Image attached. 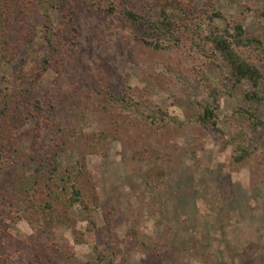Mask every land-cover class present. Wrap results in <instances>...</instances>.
Returning <instances> with one entry per match:
<instances>
[{
  "label": "rangeland",
  "instance_id": "rangeland-1",
  "mask_svg": "<svg viewBox=\"0 0 264 264\" xmlns=\"http://www.w3.org/2000/svg\"><path fill=\"white\" fill-rule=\"evenodd\" d=\"M192 2L170 36L106 10L146 12L154 0H61L49 13L37 0H9L6 56L0 46V264H264V89L247 98L257 89L248 79L232 83L207 39L214 26L242 22L263 42L245 55L264 71V0ZM214 12L222 17L210 22ZM46 22L60 31L57 51ZM126 86L132 96L121 101ZM211 87L223 92L220 131L198 121ZM61 125L84 137L61 149ZM233 137L253 152L238 167ZM55 150L62 169L83 157L99 200L95 228L78 203L66 222L36 210L47 178L36 196L15 189L13 154L44 163V174ZM109 223L117 251L107 245Z\"/></svg>",
  "mask_w": 264,
  "mask_h": 264
},
{
  "label": "trees",
  "instance_id": "trees-1",
  "mask_svg": "<svg viewBox=\"0 0 264 264\" xmlns=\"http://www.w3.org/2000/svg\"><path fill=\"white\" fill-rule=\"evenodd\" d=\"M60 1L61 0H37V3L40 6H45L49 13L51 9L57 8ZM8 2L9 0H0V15L2 16L0 19V46L3 48L4 56L7 54V47L11 38L10 33L4 29L8 22L3 20V16L10 14V7L7 6ZM154 4L156 5L148 7L146 12H150L149 14L126 6L121 7L113 4H111V7H107L106 10L108 13L118 12L124 20L130 22L133 26L138 27L142 24H148V26L154 28L158 34L169 33L170 36H173V31L175 32L181 28L182 23L185 24V21L189 19V13L194 11L192 0H154ZM47 15L50 17V14ZM218 17H222L221 13L214 12L210 17V22H213L214 19ZM70 20L72 23L74 22L73 16L70 17ZM44 28L45 39L50 48L56 49L58 47L57 36L60 31L58 29L56 30L51 22H46ZM13 35L15 36V34ZM207 39L214 45L215 51L218 52L223 60L231 67L229 80L234 84H240L242 81L248 79L257 90L247 95V98H257V100H259L262 96L259 94L258 90L264 89V71L253 62L249 56H246L245 52L262 48L263 42L261 38L248 35L243 23L239 21L234 23L233 28H230V26L224 28L214 26L208 34ZM147 43L154 44L156 47L162 46L159 41L153 43L147 40ZM57 50L58 48L55 51ZM48 63L49 61L45 59L43 68L40 69V72L47 69ZM124 90L123 98L120 99L121 101L132 96L133 90L130 86H126ZM227 90L230 91L228 86ZM106 92L110 94L108 90H106ZM222 93L223 92L218 88H210L209 99L202 105L201 113L198 117L199 123L204 128L220 131L218 126V110ZM251 115H253L256 120L260 121L256 114L251 113ZM152 117L155 118V116ZM254 124L258 125L256 122H254ZM55 129V133L59 136L58 146H60L61 149L66 148V146L74 140L80 141L84 137L82 130H77L75 128H68L61 125ZM102 135L103 137L101 138L105 139L109 136V133L105 132ZM241 138L242 137H233V140L230 141L234 146V153L231 160L234 167H238L250 158L253 153L248 146H245L238 140ZM1 147L2 142L0 140V163L4 161ZM55 151L56 152L51 155L52 160L48 162L51 170L44 171V174L40 173V171L43 170L42 166H44V163L38 162L27 153L20 154L16 152L13 154L11 156L10 166L16 173V178L14 180L15 189H18L22 194L25 193L27 195L36 196V189L39 187L41 181L47 178L45 184L46 192L42 193L43 198L36 204L34 203L36 210L41 211L53 221L61 220L66 222V217L70 216V209L78 203L85 210L90 225L95 228L97 224L93 212L98 208L99 200L95 191V183L92 177L87 174L86 165L82 162L83 157H79L77 164L72 168L62 169L58 162L59 152L57 150ZM90 151L92 153H98L100 151L99 146L96 144L92 145ZM30 163L35 164V170L39 172H35L28 176L24 175V172L20 173V170ZM49 166L47 167L49 168ZM33 201L34 199H32V202ZM107 232L108 247L117 251L119 249L118 237L114 227L111 226L110 223L109 226H107ZM67 263L72 264V262H69V259Z\"/></svg>",
  "mask_w": 264,
  "mask_h": 264
}]
</instances>
